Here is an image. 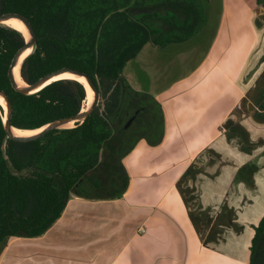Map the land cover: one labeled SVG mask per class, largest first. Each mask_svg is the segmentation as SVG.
<instances>
[{"label":"crops","instance_id":"crops-1","mask_svg":"<svg viewBox=\"0 0 264 264\" xmlns=\"http://www.w3.org/2000/svg\"><path fill=\"white\" fill-rule=\"evenodd\" d=\"M221 1L214 31L147 43L125 66L161 104L165 132L124 158L123 196L71 195L43 235L9 238L0 264L251 263L264 218V7ZM205 37L202 59L175 76Z\"/></svg>","mask_w":264,"mask_h":264},{"label":"trees","instance_id":"trees-1","mask_svg":"<svg viewBox=\"0 0 264 264\" xmlns=\"http://www.w3.org/2000/svg\"><path fill=\"white\" fill-rule=\"evenodd\" d=\"M209 1L0 0V14L26 17L37 36L21 65L25 83L72 68L91 76L104 99L103 110L98 105L84 123L30 142L7 138L0 106V254L11 237L43 235L71 195L91 200L123 196L129 183L124 158L141 139L160 144L165 132L161 104L133 88L124 68L147 43L164 47L193 40L203 31ZM257 1L264 7V0ZM25 43L21 31L0 24V90L13 105L12 126L37 130L81 112L87 89L76 80L54 81L33 95L13 88L9 68ZM263 227L264 218L254 227L252 260Z\"/></svg>","mask_w":264,"mask_h":264},{"label":"water","instance_id":"water-1","mask_svg":"<svg viewBox=\"0 0 264 264\" xmlns=\"http://www.w3.org/2000/svg\"><path fill=\"white\" fill-rule=\"evenodd\" d=\"M10 19H17L19 20L23 26L27 30V36H26V43L25 45L17 52V54L14 56L10 68H9V77L12 82L13 88L24 95H33L41 91L43 88H45L47 85L51 84L54 81L61 80L60 76L64 74H75L77 76H80L84 79L86 82L87 86L92 90L93 92V98L91 103L88 105L87 109L81 112H79L76 115L67 117V118H62L55 120L46 126L40 128L38 133H35L33 135L29 136H18L15 134V127L12 126L11 124V118L13 114V105L12 102L8 96V94L4 90H0V98L5 102L6 104V109L1 106L4 110V124L7 132V138L15 140V141H21V142H30L34 140L41 139L45 137L48 133H50L53 130L56 129H69L76 127L77 124H82L85 122V120L93 114V112L96 110V108L99 105L100 102V90L95 84L94 80L89 76L87 73L72 69V68H62L56 71H53L51 73H48L47 75L41 77L39 80H37L33 84H25L21 85L20 83L17 82L16 76H15V71L17 67L20 65V75L21 74V65L24 61V59L33 52L34 48L37 45V36L35 33V30L30 23V21L20 15V14H15V13H7V14H0V24H4L5 21L10 20ZM26 52H30L24 59L23 56ZM77 81V80H76ZM80 82V81H78ZM82 83V82H80ZM83 84V83H82ZM86 89L87 86L83 84ZM132 120L128 123L127 126L131 124ZM68 124H73L71 127H67ZM19 129V128H17ZM38 130V129H37ZM11 172L14 175H21L20 171H16L15 169L11 168Z\"/></svg>","mask_w":264,"mask_h":264},{"label":"rangeland","instance_id":"rangeland-1","mask_svg":"<svg viewBox=\"0 0 264 264\" xmlns=\"http://www.w3.org/2000/svg\"><path fill=\"white\" fill-rule=\"evenodd\" d=\"M205 15L204 20L205 23L202 25V30L204 31V35L207 33H210L215 30L217 22L221 16L222 12V1L221 0H210L208 3H205ZM202 31V32H203ZM201 34V33H200ZM207 39L208 37L204 38V41L201 44H198L197 50H193L191 54H188V62L185 65H182V67L179 69V71H175L174 75L177 76V74H181L182 72H185V70H191L193 66H195L205 55V52L207 51L208 45H207ZM193 40H197V37H195ZM132 63V64H131ZM134 65L133 62H130L128 64V68L126 69V73L129 75L135 76V72L132 73L130 71L129 66ZM133 86H135V79L133 77ZM164 81H160L158 84L162 85ZM132 86V85H131ZM92 101V100H91ZM91 101H85L83 105V111L87 109L88 105L91 103ZM99 106L101 110L104 108V99L102 96V92L100 93V102Z\"/></svg>","mask_w":264,"mask_h":264},{"label":"bare ground","instance_id":"bare-ground-1","mask_svg":"<svg viewBox=\"0 0 264 264\" xmlns=\"http://www.w3.org/2000/svg\"><path fill=\"white\" fill-rule=\"evenodd\" d=\"M5 25L12 27L14 29H17L19 31H21L24 35L27 36V30L26 28L23 26V24L17 20V19H10L4 22ZM30 52H26L23 56L22 59H24ZM15 76L17 79V82L20 83L21 85H25V81L23 80V78L20 75V65L17 67L16 71H15ZM61 79H73V80H77L82 82L83 84H86V82L84 81V79L80 76H77L75 74H64L62 76H60ZM93 98V92L92 90L87 86V101H91ZM0 106H3L6 109V104L5 102L0 98ZM73 126V124H68L67 127H71ZM41 130H23V129H15V134L18 136H29V135H33L35 133H38Z\"/></svg>","mask_w":264,"mask_h":264},{"label":"flooded vegetation","instance_id":"flooded-vegetation-1","mask_svg":"<svg viewBox=\"0 0 264 264\" xmlns=\"http://www.w3.org/2000/svg\"><path fill=\"white\" fill-rule=\"evenodd\" d=\"M251 264H264V227L262 231V236L259 239L257 245V252L255 254L254 260L251 261Z\"/></svg>","mask_w":264,"mask_h":264}]
</instances>
